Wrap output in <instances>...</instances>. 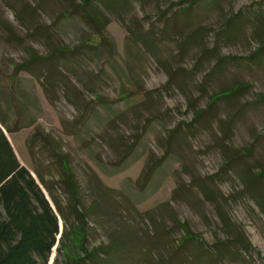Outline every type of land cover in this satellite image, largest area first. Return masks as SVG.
Here are the masks:
<instances>
[{
    "label": "rangeland",
    "instance_id": "374dc122",
    "mask_svg": "<svg viewBox=\"0 0 264 264\" xmlns=\"http://www.w3.org/2000/svg\"><path fill=\"white\" fill-rule=\"evenodd\" d=\"M0 127L49 264H264V0H0Z\"/></svg>",
    "mask_w": 264,
    "mask_h": 264
},
{
    "label": "trees",
    "instance_id": "16d2710c",
    "mask_svg": "<svg viewBox=\"0 0 264 264\" xmlns=\"http://www.w3.org/2000/svg\"><path fill=\"white\" fill-rule=\"evenodd\" d=\"M64 170L65 183L74 198L72 210L79 223H83L78 225L85 226L86 216L76 206L77 190L72 174L68 168ZM46 189L52 195L48 186ZM55 202L66 221L64 231L42 188L29 169L21 164L11 141L0 127V264H49L55 247L62 241L59 236L63 239L67 235L69 224L57 200ZM71 226L76 227L73 224ZM188 233L183 241H198L194 234ZM112 250L115 248L110 246L91 252L83 250V256L74 264H87L88 261L100 264L97 253L109 257Z\"/></svg>",
    "mask_w": 264,
    "mask_h": 264
},
{
    "label": "water",
    "instance_id": "95a60500",
    "mask_svg": "<svg viewBox=\"0 0 264 264\" xmlns=\"http://www.w3.org/2000/svg\"><path fill=\"white\" fill-rule=\"evenodd\" d=\"M34 177V176H33ZM44 192V191H43Z\"/></svg>",
    "mask_w": 264,
    "mask_h": 264
}]
</instances>
